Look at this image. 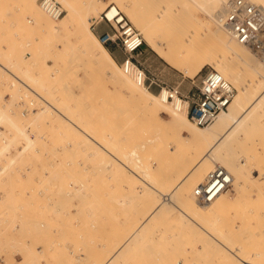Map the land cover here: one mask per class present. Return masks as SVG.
<instances>
[{
	"label": "rangeland",
	"instance_id": "1",
	"mask_svg": "<svg viewBox=\"0 0 264 264\" xmlns=\"http://www.w3.org/2000/svg\"><path fill=\"white\" fill-rule=\"evenodd\" d=\"M58 1L64 9L63 16L66 6ZM70 1L78 10L91 2L96 5L83 18L93 32L102 9L116 3ZM117 1L136 28L139 29L128 15L126 4L172 38L180 35L179 30L201 32L196 17L220 27L214 13L194 8L185 0ZM36 3L40 5L39 0ZM28 8L26 0H0V62L7 64V69L0 67V264H101L115 244L131 233L156 196H168L169 182L181 168L173 167L175 159L160 154L169 146L168 140L161 150H148L154 146L150 142L154 132L144 124L147 116L133 97L135 92L118 86L107 74L92 67L91 59L78 43L77 35L86 30L84 25L79 29L73 19L70 27L48 36ZM173 8L178 9L180 18ZM160 11H164L161 18ZM45 14L50 16L46 11ZM205 39L207 45L213 44ZM137 58L150 82L148 89L155 94L164 86L178 87L182 95L190 94L204 72L213 67L205 64L189 77L146 43ZM117 62L121 69L120 61ZM21 68L31 74L34 85L39 78L44 82L40 89L31 84L41 96L10 73L15 71L21 76ZM261 69L264 72L262 66ZM231 83L237 91L236 84ZM45 99L63 112L71 105V115H67L82 118L81 127L93 137L100 140L101 135L111 133L113 136L106 141H116L120 159L123 153L130 152L134 158L132 169L155 184V196L145 199L146 189L140 188L143 182L133 170L113 169L116 160L99 150L88 136L71 129ZM43 105L48 108L42 110ZM160 115L163 121L170 116L167 111ZM212 123L202 127L208 128ZM114 135L121 137L117 141ZM223 150L222 158L208 160L211 167L205 166L189 189L191 193L208 170L216 164L224 166L223 160H229L237 165L239 177L228 186L220 205L209 210L211 206L195 199L205 216L186 222L176 215L178 210L172 203L175 198L168 196L169 208L152 220L141 239L125 254L118 253L114 264H237L238 256L253 264H264V105ZM191 152L177 155L176 165L193 162L195 155ZM154 157L158 160L152 164L150 177L139 166L150 164L149 159ZM108 158L110 166L104 165Z\"/></svg>",
	"mask_w": 264,
	"mask_h": 264
},
{
	"label": "bare ground",
	"instance_id": "2",
	"mask_svg": "<svg viewBox=\"0 0 264 264\" xmlns=\"http://www.w3.org/2000/svg\"><path fill=\"white\" fill-rule=\"evenodd\" d=\"M54 1H56L60 5L61 10L64 11L60 2L58 0ZM61 1L66 6V14L63 16L62 14L57 16L56 14H52L47 11L41 4L42 0H39L40 5L36 3V0H26V4L29 7L28 9H30V11L34 14L37 23L45 28L46 35L48 36L56 35L59 31L65 30L70 27L72 23L71 20L73 19H76V21H74V24L79 29L82 25H84L86 30L78 33V43L82 51L91 59V63L93 65L92 67L103 73L104 76L107 74L109 78L113 79V81L118 84V86L135 92L133 94V97L135 98L136 102L139 103V106L147 116V120L144 122V124L151 126V130L152 132H154V135H152L150 138V142H153L154 146H150V148L147 147L148 150L152 148L155 152H157L159 149H162L161 146L163 142L168 140L169 146L164 150L162 149L160 154L166 155L169 160H178V157L176 156L180 155L181 152H184V154L186 155H188V153H190L191 151L194 153L195 156H193V162H187L185 165L183 164L182 167H179L182 164H180L179 166L176 165L179 164L176 163L177 160L176 162L175 160L173 161L175 163V166L173 165V167L181 168V171H179L180 173L174 178V180L169 182L167 195L173 196L175 198L176 202L173 201L172 203H175L178 210L176 215H178L186 222H188L189 219L194 220L195 218H204L205 212H203L202 209L195 204L196 201L194 200L196 199L201 204H208L206 205V207L211 206L209 207V210H214V207L216 208L220 205L219 202L222 201L221 197L228 187L209 200L205 199L201 195H197L195 193L196 187H198L200 183L205 181L207 174L211 170L215 169L218 166H220L226 173H228L230 185L239 177V171L236 169L238 167L236 164L230 162L229 160H223L224 166L222 164H216L213 168L208 170L206 174H204L205 176L202 178V180L194 185V187L192 188V192L190 193L189 189L195 181H193V179H195V176L201 173V170L205 168V166L211 167V163H208V160H213L214 158L219 159L224 156L223 148L225 144L229 140L234 139L235 136L246 125L249 124L250 118L252 117L254 112H259L260 107L264 105V72L261 69V66L264 69V59L261 56V54H264V51L262 50L260 54L248 42L240 41L239 39L233 37L232 33L230 32V28L225 23V7H227L228 3L231 0H224L223 4H220L221 7L219 8V10H216L217 12H213V10L221 0H185V2H187L194 8L197 7L210 14L214 13L212 15L220 27L214 25V23H212L211 21L204 22L196 17L195 20L200 22L202 31L198 32L196 29H186L182 31L179 30L180 35L175 38H172L171 35L167 33H161L159 28L151 25V21H146L139 15V13L135 12L131 4H126L127 13L140 30L136 28L127 18V16L122 12L121 8H119V6L116 4L118 3L121 6L120 2L117 0L115 1V4H107L99 14V20L106 22L110 26L111 30L107 32L109 34L113 33L114 29L112 24L115 23L116 18H118L119 20L122 16H124L136 30H138L139 32H143V35L140 32L143 39V45L141 46L140 50L146 43L168 64L178 68L185 75L192 77L199 69H201L202 66H204L205 64H209L213 67H210L207 70L214 69L215 71L219 72L232 86L233 84L231 83V81L236 84L237 91L233 86L234 95L232 100L228 103L227 108L219 112V115H216V119L214 118L215 120L213 119L211 121L213 123L208 128L202 127L205 125L196 124L190 118L188 114V100L181 98L178 95H174L172 98L169 97V92L165 86L159 90L158 94H155L153 91L148 89L150 87V83L149 85L148 81L144 83L143 74L139 72L138 69H135L134 65L131 69L125 70V66L123 64L121 65L120 69L118 62L113 58L104 44L114 43L122 50L121 45L117 44L114 41H102L101 36L106 32L100 34L98 38L89 27L86 20L83 19L87 14L93 12V10L96 9V5L94 3L91 2L92 4L89 3L87 6L81 7V9L78 10L70 0ZM245 1H249L264 8V6H262L264 5V0ZM179 4L177 6H179ZM40 7L44 11L40 9ZM45 11L51 17L46 15ZM172 11H174V14H177V17L180 18V14L177 12L178 9L173 8ZM160 12L161 15H158V17L161 18L163 17L164 11ZM108 20H110L111 22ZM56 21L57 23H55ZM220 28H223V30L236 42L231 41V39L227 37V35L223 31H221ZM205 38H209V41L213 44L207 45L205 43ZM199 41L202 42V44H200ZM246 46L251 49L253 54L258 58L259 62L256 60V58L250 55ZM122 52L124 57V51L122 50ZM9 66L10 65H8V68ZM0 67L7 69V64L5 65V63L0 62ZM20 70H22L23 75L21 76L23 78L19 75V73L16 74L15 71L13 72L10 70V73L16 78V80L20 82V84H24L32 92H34L38 96H41V93L38 92V89L42 88L45 85L44 82H42L39 78V82L35 80L36 82L34 85L31 80V74L26 72L25 68H21ZM129 76H132L133 79ZM31 84H33L38 89L36 90L34 86H31ZM45 100L47 102L46 104H49L50 108L61 114V118L64 120V122H66V124H68V126H70L71 129L77 130L78 132H81L88 136L87 138L92 140L94 144L98 146L99 150L106 152L108 156H111L114 158V160H116L117 164L114 165L113 169H132L131 166H134V158L130 154V152L126 155L125 153H123V159H120L117 156V153H119V148L117 145H115L116 141H106L107 137L109 138L113 136L111 133H108L107 136L101 135V138L99 140L81 127L82 118L80 120L74 116H68L71 115V105L67 106L66 111L63 112L59 108V106L57 107L47 99ZM47 106L43 105L42 110L47 109ZM164 111H167L170 116L168 120L163 121L160 113ZM85 120H83V122H85ZM115 137L117 138L115 140L118 141L121 135H117ZM28 138L29 137H27V139ZM30 141L31 140L29 139V142ZM22 149L24 150V148ZM182 156L179 157L182 159ZM156 160H158L157 157L149 159V162L151 163L146 166H139V170L144 172V174L146 175L149 174L151 177V169L153 167L152 164L155 163ZM104 165L110 166L109 158L105 161ZM133 173L138 177V179L142 180L143 184L141 183L142 185H140V188L143 187L146 189L144 191H146L145 193L147 195L144 197L145 199L149 200L154 195V191L152 192V190L158 191V188L155 186V184L153 185V183L142 177L137 171L133 170ZM164 194L165 193H161V197L158 198L156 196L154 203L147 209V212H145V215H143V217L133 228L131 233L115 244L114 249L112 248L113 251L107 254L104 260L102 259L103 261L101 262V264H114L118 253L121 252L119 256L125 254V252H127V250L131 248L134 242L141 239L143 232L148 228L152 220H154L155 217H157L165 209L167 210V208H169V201L166 200L169 197H165ZM237 262V264H253V262L249 261L246 257L239 256L237 257Z\"/></svg>",
	"mask_w": 264,
	"mask_h": 264
},
{
	"label": "built area",
	"instance_id": "3",
	"mask_svg": "<svg viewBox=\"0 0 264 264\" xmlns=\"http://www.w3.org/2000/svg\"><path fill=\"white\" fill-rule=\"evenodd\" d=\"M41 4L47 11L57 16L63 12L54 0H42ZM225 9V23L233 37L248 42L261 54V51H264V8L245 0H231ZM112 26L113 33L102 34V41L120 44L125 54L121 65L124 64L125 70L131 69L134 65L135 69L143 74V81L146 83V72L137 58L143 45L140 32L124 16L119 20L116 18ZM261 56L264 59V54ZM167 90L171 98L178 95L188 100V114L200 125L209 124L219 112L225 110L234 95V87L214 69L205 71L200 83L190 95H182L177 87H168ZM229 183L228 173L218 166L207 174L205 181L196 187L195 193L209 200L225 190Z\"/></svg>",
	"mask_w": 264,
	"mask_h": 264
},
{
	"label": "crops",
	"instance_id": "4",
	"mask_svg": "<svg viewBox=\"0 0 264 264\" xmlns=\"http://www.w3.org/2000/svg\"><path fill=\"white\" fill-rule=\"evenodd\" d=\"M110 30H111L110 26L104 21L99 20L97 24H95L94 26V32L98 36L102 34L103 32H108ZM105 47L107 48V50L110 52V54L113 56V58L116 61H121L123 57V52L119 46H117L114 43H108L105 45Z\"/></svg>",
	"mask_w": 264,
	"mask_h": 264
}]
</instances>
